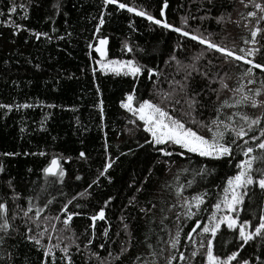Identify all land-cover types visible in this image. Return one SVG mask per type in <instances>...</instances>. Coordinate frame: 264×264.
Listing matches in <instances>:
<instances>
[{"label": "trees", "instance_id": "obj_1", "mask_svg": "<svg viewBox=\"0 0 264 264\" xmlns=\"http://www.w3.org/2000/svg\"><path fill=\"white\" fill-rule=\"evenodd\" d=\"M121 2L142 7L160 18L158 11L163 0ZM13 4L17 10L9 14L7 9ZM21 4L27 9L26 19L24 11L19 8ZM102 10L107 13L105 24L101 33L96 35L108 37L107 59H133L158 70L159 75L150 78L145 72L139 77L125 76L104 71L94 63L100 57L94 47L88 48L87 44L91 42L95 45L97 42L93 33ZM251 10V6L244 8L240 0H211V3L209 0H168L164 19L192 33L205 37L211 34L209 38L213 42L240 54L239 48L248 47L242 38L250 39L249 29L255 21H250L246 29V20L239 16ZM221 15L224 19L218 22L216 17ZM182 17L186 18V24H181ZM9 18L11 22L5 23ZM237 20L239 26L235 23ZM13 23L22 25V28L14 31ZM259 27H264V22ZM33 33H48L51 39L44 36L37 38ZM257 39L264 44V37L260 34ZM125 42L132 48L131 52L123 47ZM206 49V45L170 29L152 25L146 18L134 13L126 10L118 12L114 5L105 8L101 0H0V104L13 105L11 111L0 108V166L4 169L0 172V202L7 205L6 215L11 218L14 211L19 213L20 208L26 207L25 198L28 196L35 197L40 193L35 200L40 206L51 199L41 215L50 218L59 216L60 219L42 222L41 227L47 228L52 239L49 241L45 236L41 240L45 246L55 244L57 233L64 228L62 221L65 213H61L60 208L76 197L69 204V209L80 215L74 216L70 222L71 232L62 233L65 237L72 235L80 246L81 252L77 253L75 245H70L74 264H96L94 258L89 259V252H99L100 257H107L109 251L112 253L110 264H166L169 255L175 256L172 264H205L206 249L198 248V243L201 239L206 241L212 237L210 233H200L199 227L211 223L209 216L214 211V204L221 201L222 206L228 177L236 174L237 164L245 159L242 154L243 140H248V137L236 141L229 157H201L173 145L166 148L173 154L165 156L151 144L150 135L143 130V122L122 109L120 101L126 93L132 92L134 85L136 101L150 99L154 103L162 102L156 94L159 90L167 92L174 86L178 88L169 81L183 82L184 71L178 70L176 61L169 60L170 56H175L185 66L192 65L194 58L199 57L195 68L208 72L210 77L213 74L217 77L209 83L199 71L193 70L187 82L189 94L200 93L197 97L200 105L195 115L205 123L217 118L216 108L222 101L227 99L231 105L240 96V93L233 95L229 89L243 84L245 90L254 91L264 82L260 70L253 69L255 83L248 84V77L242 75L248 65L243 61L226 63L223 54ZM37 64L39 68L35 67ZM225 72L229 88L217 95L213 89L220 87L218 77ZM181 97L182 94H178L177 98ZM101 101L103 120L101 109L97 107ZM23 104L31 107H15ZM165 106L170 114L182 120L188 119L180 115L186 108L174 111L171 104ZM262 111L264 109L237 104L221 109L218 118L227 121V117L231 116V122L240 127L244 125L240 114L254 118ZM129 120L136 123H128ZM193 127L198 134L210 138L207 128ZM260 127L254 126L250 135L255 134L259 139ZM146 139L148 143H145ZM226 139L231 137L226 134ZM258 139L248 140L249 146L257 143ZM81 151L86 154L84 158H78ZM40 152L45 155H39ZM181 152L182 156L179 155ZM53 156L71 157L70 160L61 159V167L66 173L63 180L45 177L42 172ZM108 161L112 166L96 183H92ZM201 168L205 171L201 172ZM77 176L81 179L77 180ZM9 179L13 184L11 189L5 183ZM89 184H92L91 188ZM137 188L141 190L138 192ZM85 189L89 195L77 196ZM13 191L20 194L15 201L11 199ZM246 192L238 222L249 220L248 230L252 231L264 210V192L255 184L249 186ZM198 195L204 202L198 209L193 203L195 215L188 218L184 215L187 209L183 200L188 199L192 203V197ZM110 196L113 199L105 206L104 201ZM100 207H105L106 221L96 222L93 236L89 217ZM215 211L217 219L224 212L221 209ZM120 217L124 218L123 221ZM196 220H200L199 226L195 224ZM52 224H55V231ZM123 224L128 226L127 233ZM109 225V233L105 237L102 232ZM13 226L18 227V232L8 236L0 232V236H4V242L0 243V257H3L0 264H41L42 259L51 264V257H43L42 250L24 238L25 227L19 216ZM29 227L35 234V225ZM194 227L197 231L193 237H188L187 233ZM178 230L179 243L172 248L171 240ZM237 236L238 229H227L222 224L217 236L212 238L214 254L235 251L243 242ZM89 238L93 243L85 249ZM192 240L197 242L195 246ZM63 243L69 241H61ZM100 244L105 247L99 248ZM122 247L126 249L123 253ZM194 247L197 256L192 258L190 254ZM180 253L184 254L183 261L179 259ZM54 255L56 264H61L63 253L57 248ZM117 255L119 259H115ZM243 259H248L250 264H264V238L255 237L249 241L238 252V260L231 264H238Z\"/></svg>", "mask_w": 264, "mask_h": 264}, {"label": "snow or ice", "instance_id": "obj_2", "mask_svg": "<svg viewBox=\"0 0 264 264\" xmlns=\"http://www.w3.org/2000/svg\"><path fill=\"white\" fill-rule=\"evenodd\" d=\"M102 5L106 8L109 5L116 6V11L126 10L128 13H134L138 17L146 18L148 22L152 25L162 27L164 29H170L175 33L180 34L183 37H188L192 41H198L202 45H206V50H215L221 54H223V58L225 62H239L243 61L249 67L246 69L242 75L244 77H248V84L255 83V76L253 75V69H259L261 75L264 76V44H261L257 39L258 34L261 37H264V27H259L262 22H264V2H260V0H240V3L244 6V8L252 7L253 10L247 11L245 14H240L239 18L246 20L245 28H248V23L252 20L255 23L249 29L250 31V39H244V43L248 45L247 49L244 47L239 48V53L234 49H229L227 46H221L213 42L209 37H205L203 35H199L196 33H192L184 30L182 27H175L173 24L167 22L165 17V10L168 7V0H163L162 5L159 7L158 16L151 14L150 12L144 10L142 7H138L136 5H130L126 2H121V0H101ZM211 3V0H209ZM19 8L24 11L25 16L27 18V9L23 4L19 5ZM17 10L16 5H11L8 7V13H13ZM58 10V9H57ZM105 13L103 10L99 14L98 22L95 25V31L93 33L94 39L97 40L95 45L91 42L87 44L88 48H93L95 53L99 54L100 59L95 60L94 63L98 64L100 68L104 71H110L117 74L122 73L125 76L131 75L133 77H139L142 73H147L151 78L154 75H159L158 70L154 68H148L145 65H141L133 59L128 60H116V59H107V50L106 45L109 40L107 36L100 35L97 36V33H101L102 26L105 24ZM203 19V17H201ZM224 17L218 16L216 20L218 22H222ZM6 21L5 23H10ZM186 18H181V24H186ZM239 26V21H235ZM14 31H19L22 28V25L12 24ZM129 27H132L131 22H129ZM54 30V29H53ZM37 38L40 36L47 37L48 33H33ZM58 39H62V37H58ZM123 47L131 52L132 48L129 46L127 42L123 44ZM180 47V45H177ZM199 57H195L192 65H181L179 61L176 60L175 56H170L169 60L176 61L178 70H183L184 75L182 77V81H169V84L177 85V87H172L170 91L159 90L156 94L160 96L161 103H154L150 99H143L136 101L135 99V85L133 86V90L130 93L125 94V98L120 101V107L125 109L127 112L131 113L133 117L143 122V130L145 133L149 134L151 137V144L156 146V151L162 153L165 156H171L173 153L170 151H166V148L169 145L179 146L181 149H186L189 153H197L201 157H209L213 159H220L222 157H229L232 153V147L236 144L237 140H243L244 137H248V140L257 141V136L255 134L250 135V133L254 132V126L261 125L259 128V132L261 133L258 142L252 146H249L248 140H243L244 148L242 150V154L245 159H241L237 164L238 171L235 175L229 176L227 180V185L224 189L225 195L222 198L223 208L227 209V214L220 215L219 219L216 218V211L221 209V201H218L212 207L214 209L212 215L209 216V221L211 223H205L202 227H199V232L202 234H211V237L214 238L217 236L218 231L221 228V225L224 224L227 229H238L237 239L243 241L238 245L235 251H232L230 254H214V243L212 238H208L206 241L201 239L198 243V248L206 249V262L205 264H231L233 261L238 260V252L240 249H243L249 241L253 240L255 237L264 238V210L261 211L259 216V223L255 224L254 229L252 231L248 230V226L250 221L245 219L242 222H238V217L240 213V206L243 204L245 195L247 194L246 190L249 186L255 184L258 188L264 192V111L261 112L259 116L249 117L247 114H240L241 120L244 122L243 126L237 127L234 123H232V117H227V121L224 119H219L221 109L225 107H235L237 104H247L252 108H261L264 109V82L261 83L259 88H256L254 91L251 89L245 90L243 84L240 87L235 89H229L233 92V95L236 93H240V96L235 100L234 104H228V100L225 99L220 103V105L216 108L217 118L212 119L208 123H205L203 120H198L195 113L197 112V106L200 105V101L197 97L200 93L192 92L189 94L188 92V80L192 76L193 70L199 71L200 75L205 79L209 80L211 83L212 80L217 79V77L213 74L211 77L208 72H204L202 70L195 68V61L198 60ZM168 61H165L167 63ZM211 63V62H209ZM36 68H39V65H35ZM228 77L227 72L218 77L220 87L217 89H213L214 92L219 95V93L228 89L229 86L225 82V79ZM153 83H155L153 81ZM203 91V89H202ZM99 92V89H97ZM178 94H182L181 98H177ZM183 101V103H182ZM137 105V106H134ZM165 104H171L173 110L175 111L177 108H186V111H182L180 113L181 116H186L187 120H182L179 116L170 114L167 110ZM102 101L97 104L100 110V117L103 120L104 113L101 107ZM16 108H26L31 107L29 104L23 105H15ZM49 107H52L49 105ZM202 107V105H201ZM0 108H5L9 111L12 110L13 105L10 104H0ZM239 114V113H237ZM128 123L135 124V120H129ZM193 125L196 127L207 128L208 132L211 134L210 138L198 134L196 130H194ZM247 128V131L245 130ZM23 131V129H21ZM127 131V129H126ZM226 134L231 137V139H226ZM149 141L146 139L145 143ZM105 147H107L105 145ZM28 153H25L27 155ZM41 156H44V152L38 153ZM4 155H15V153H5ZM179 155H183V153H179ZM86 156L85 152L81 151L79 153L78 158H84ZM61 159L70 160L71 157H60L53 156L50 162L46 167L42 169V172L45 177L53 176L57 177L60 180H63L66 173L65 170L61 167ZM259 165V166H255ZM112 166L111 161L104 163L103 170L100 171L99 176L92 183H96L99 180L100 176H104L107 170ZM255 166V167H254ZM3 167L0 166V172H3ZM30 171V170H29ZM151 171V169H149ZM201 172L205 171L204 168H201ZM77 180L81 179L80 176L76 177ZM8 188H13V184L11 179L5 182ZM89 188L92 187V184L88 185ZM244 189L245 191H242ZM42 190L43 186H42ZM141 189L137 188L139 192ZM230 194V195H229ZM19 193L13 191V195L11 199L14 201L19 197ZM89 195L87 189H85L81 193H77V196H85ZM40 193H37L35 197L28 196L25 199L27 200V206L20 208L19 213L13 212L11 218H9L7 213V205L4 202H0V232H3L5 236L14 234L18 232V227L13 226V222L19 216L21 223L25 227L24 238L30 242H32L38 249L42 250L43 257H51V264H56V257L54 255V250L59 249L63 255L61 256V264H74L72 254L70 253V245H75L76 252L80 253L81 249L78 244H76V239L73 238L72 235L65 237L62 233L64 231L71 232L70 222L72 221L74 216L80 215L78 212H72L69 209V204L72 203V200L76 199L73 197L72 200H69L65 203L61 208L60 212L65 213L63 218L64 228L57 233L56 243H49L47 246L42 244V237L47 236L48 240L51 241L52 235L48 232L47 228L41 227L42 222H46L49 219L59 220L60 217H48L42 216L41 214L48 207V205L52 202L49 199L43 206L35 203V200L38 199ZM112 197H108L107 200L104 201V205L107 206L110 201H112ZM134 199V197H133ZM131 203V200L129 201ZM202 196H194L192 197V203L189 202L188 199L183 200V204L187 211L184 215L188 218L195 215L192 211V204L194 203L195 207L198 209L201 204H203ZM19 207V206H17ZM76 207H80V205H76ZM141 211H145L141 209ZM150 211V209H149ZM91 223L89 224V228L93 230L92 235H95V226L96 222L106 221V212L105 207H100L98 211H96L93 215L89 217ZM121 221H123V217H120ZM195 224L197 226L200 225V220H196ZM29 225H35L36 232L33 234V229L29 227ZM53 231H55V224L51 225ZM109 227H105L103 229L102 235L105 237L108 236ZM123 229L127 233L128 226L127 224H123ZM11 230V232H10ZM197 231V228L194 227L192 231L187 233L188 237H193V233ZM180 231L176 232V236L171 240V247L175 248L179 243ZM69 241V243L61 244V241ZM4 242V236H0V243ZM195 246L197 242L195 240L191 241ZM93 240L91 238L88 239L87 243L84 245V248L87 249L88 245L92 244ZM105 247L104 244H100L99 248L103 249ZM149 247H151L149 245ZM126 251L125 248H121V253ZM191 257L195 258L197 256V250L194 247V250L191 252ZM94 258L96 264H110V258H112V253L109 251L107 257H100L99 252H89V259ZM3 257H0L2 260ZM10 259V258H9ZM115 259H119V255L115 257ZM175 259L174 255H169L167 257L166 264H172ZM179 259L183 261L185 259L184 254H179ZM260 257L257 256L256 260L259 261ZM41 264H48V261L45 259L41 260ZM238 264H250L248 259H243L238 261Z\"/></svg>", "mask_w": 264, "mask_h": 264}, {"label": "rangeland", "instance_id": "obj_3", "mask_svg": "<svg viewBox=\"0 0 264 264\" xmlns=\"http://www.w3.org/2000/svg\"><path fill=\"white\" fill-rule=\"evenodd\" d=\"M106 47H107V45H106ZM229 195H230V194H229ZM221 210L224 211L222 214H227V209H224V208H223V204H222V206H221Z\"/></svg>", "mask_w": 264, "mask_h": 264}, {"label": "bare ground", "instance_id": "obj_4", "mask_svg": "<svg viewBox=\"0 0 264 264\" xmlns=\"http://www.w3.org/2000/svg\"><path fill=\"white\" fill-rule=\"evenodd\" d=\"M98 54V53H97ZM99 55V54H98Z\"/></svg>", "mask_w": 264, "mask_h": 264}]
</instances>
